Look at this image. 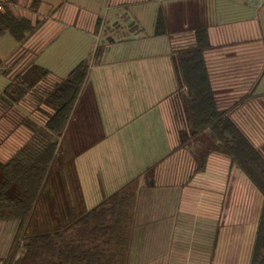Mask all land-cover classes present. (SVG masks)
Segmentation results:
<instances>
[{"label": "crops", "instance_id": "crops-1", "mask_svg": "<svg viewBox=\"0 0 264 264\" xmlns=\"http://www.w3.org/2000/svg\"><path fill=\"white\" fill-rule=\"evenodd\" d=\"M161 16L165 27L158 33ZM12 19L25 22L17 29L23 40L8 28ZM64 27L73 30L71 43L83 49L90 71L55 160L51 197L62 201L54 187L63 175L66 201L47 206L55 217L47 224L73 221L132 185L128 264H248L251 240L244 237L246 249L238 251L243 240L232 232L253 228L228 217L238 213L242 196H254L239 188L230 159L219 153L196 174L194 149L181 137L187 88L175 52L193 44L198 30L207 31L205 61L218 108L264 155V0H6L0 77L10 83L34 65ZM32 119L31 106L5 109L0 103V162L32 140ZM215 165L217 175L211 173ZM46 199L35 209L39 228ZM19 226L0 223V247L8 227L12 246Z\"/></svg>", "mask_w": 264, "mask_h": 264}, {"label": "trees", "instance_id": "trees-1", "mask_svg": "<svg viewBox=\"0 0 264 264\" xmlns=\"http://www.w3.org/2000/svg\"><path fill=\"white\" fill-rule=\"evenodd\" d=\"M23 24L22 20L12 19V25H8L20 40L24 34L19 35L17 29ZM164 27L161 16L158 33ZM206 32L198 30L193 44L175 52L180 79L187 88L182 95L187 130L182 131L181 137L191 149L195 141L201 144L193 150L198 173L205 170L211 154L219 153L230 159L232 172L239 177V188L253 194L252 200L242 196L238 213L227 217L231 222L253 228L232 233L241 240H251L247 247L248 264H264V155L218 108L205 61V52L210 48ZM89 67V60L82 61L67 78L57 79L51 71L32 65L13 75L0 97L5 109L28 102L35 103L38 110L32 109V140L11 160L0 162V223L20 221L10 252L0 264H128L135 199L132 185L93 210H85L73 221L57 220L44 224L48 226L43 230L34 225L38 219L35 209L41 198H52L50 188L60 138L86 85ZM245 245V240L240 241L236 249L243 251Z\"/></svg>", "mask_w": 264, "mask_h": 264}, {"label": "rangeland", "instance_id": "rangeland-1", "mask_svg": "<svg viewBox=\"0 0 264 264\" xmlns=\"http://www.w3.org/2000/svg\"><path fill=\"white\" fill-rule=\"evenodd\" d=\"M74 1V0H73ZM78 2L82 1V0H77ZM101 1V0H100ZM73 32V30L71 28H65L63 30L62 35L57 39L54 40L50 46H47V48L45 49L43 54H40L37 56V58L34 60V65H42V66H48L49 69H51V71L62 78H67L68 75L76 68L78 67V65L81 63L82 59L85 57L86 54H84V51L81 47L78 46H74V44L72 45V41L70 40V34ZM96 41V40H95ZM104 42L101 43V45H103ZM46 61V62H45ZM5 85H8L9 80L6 79L5 77H0V83L2 84V82H5ZM31 105V110L33 108H35V111L37 112V108L35 107V103L33 105L30 103H26L25 106H29ZM33 106V107H32ZM45 110V109H44ZM40 115H42L41 111L39 112ZM36 117V116H35ZM38 122H40L39 119H37ZM193 149H195L196 146L199 145V147H201L200 143L195 141L193 143ZM68 159L67 161H63L60 160V165H61V169L62 170L64 168V165L66 163H68ZM65 163V164H64ZM59 164V163H58ZM212 170V174H216L217 175V171H218V166H211L210 167ZM60 172V171H58ZM70 176V172H69V166H67V171H64V173H66ZM57 174V172H56ZM196 174L202 175V173H198V171L196 172ZM58 175V174H57ZM60 175V174H59ZM71 177V176H70ZM64 178L63 175L59 176L57 179L55 178V187L54 189L57 187V193H61L62 198H61V202L66 201L65 197H64V193H66V189L64 184L62 183V179ZM68 179L69 178H65ZM56 193V191H54ZM61 202L59 199L57 198H49V201L46 199V202H44V210L46 211L44 217V220H46L44 222V224H47V222L50 221V219H52V208L47 207V206H52L53 204H58L61 205ZM47 207V208H46ZM42 225V228L40 229H44L45 227H47L48 225ZM5 233H3V238L1 239V247H0V261H2L3 259H5V257H7V254L11 248L10 246V238H9V227L7 229V231H4ZM7 232V233H6ZM3 254V255H2Z\"/></svg>", "mask_w": 264, "mask_h": 264}, {"label": "built area", "instance_id": "built-area-1", "mask_svg": "<svg viewBox=\"0 0 264 264\" xmlns=\"http://www.w3.org/2000/svg\"><path fill=\"white\" fill-rule=\"evenodd\" d=\"M6 5V0H0V12L4 11Z\"/></svg>", "mask_w": 264, "mask_h": 264}]
</instances>
